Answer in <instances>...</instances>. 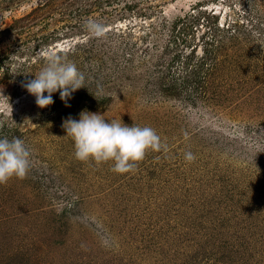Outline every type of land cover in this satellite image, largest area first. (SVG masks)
I'll return each instance as SVG.
<instances>
[{
    "label": "rangeland",
    "instance_id": "374dc122",
    "mask_svg": "<svg viewBox=\"0 0 264 264\" xmlns=\"http://www.w3.org/2000/svg\"><path fill=\"white\" fill-rule=\"evenodd\" d=\"M39 1L0 0V138H20L32 153L26 177L0 185V264H264V40L253 33L237 47L243 55L234 69L219 63L216 87L196 102L169 93L152 102L142 87L149 81L133 79L153 60L159 66L168 61L135 54L132 66H145L133 71L116 60L122 51L162 47L166 19L167 25L179 20L175 32L189 43L181 53L192 49L195 63L205 57L208 38L207 21H194L198 10L212 15L213 23L237 22L243 29L261 7L251 0L245 6L239 0H167L158 22L132 13L105 26L121 43L114 48L111 38L101 37L107 55H92L86 63L79 49L94 37L89 33L36 45L34 36L52 28L43 30L51 6ZM34 6L42 9L21 21ZM49 52L66 56L84 74L85 91H75L70 106L56 92L54 103L41 108L22 86ZM239 57L235 52L234 60ZM116 62L125 71L113 79ZM82 110L109 122L150 126L162 147L122 174L112 170L113 161L82 162L62 127ZM189 151L191 162L185 159Z\"/></svg>",
    "mask_w": 264,
    "mask_h": 264
},
{
    "label": "trees",
    "instance_id": "16d2710c",
    "mask_svg": "<svg viewBox=\"0 0 264 264\" xmlns=\"http://www.w3.org/2000/svg\"><path fill=\"white\" fill-rule=\"evenodd\" d=\"M75 1L82 4L83 2H88L89 6L84 8L74 7L73 2ZM167 0H42L39 2H43V4L47 6H51L49 9V13L43 20H45V30L47 27L52 26L51 30H49L47 33L43 32L41 35L34 36L33 41L36 42V45H45L47 43H51L52 41L58 39L59 37H63L64 35H80L85 34L88 32L84 28L85 21L87 20H97L99 22H102L105 26L110 25V23L115 24L116 21H120L121 19L127 18L132 13H137V16L140 17H147L151 18L154 17L160 20L161 17H164V11L162 12V6ZM240 2L243 1L242 5H247V2L249 0H239ZM104 2V3H103ZM254 3L255 6H259L261 8H257L254 13L253 17L249 21V27L240 29L238 26V23L235 22L234 24L230 25H219L216 21L213 23L210 21V16H205L202 14V11L198 10L197 15L194 16V21L197 22L200 19L206 20L205 22V32H203V35L206 36L205 44H203V53L205 57H199L198 60L195 61V63L192 62L193 60V50L191 49L190 53L185 54V56L182 55V49L184 45L189 46L188 42H185L186 35L182 34V31H176L177 24L179 20L170 22V24H166L165 20L163 19L161 22L163 23L162 32L161 34L166 39L162 47L152 46L151 52L144 51L139 52L132 50H128L127 52L122 51V53L118 56V51L115 50V55H117L118 58L116 60H120L121 62H125L127 65L126 67L130 66V69L136 70L142 66H145L143 63L138 66H135V68L132 66L134 65V55L137 54L140 59H143V56L147 55L149 58L151 56H155V58H160V60H166L168 62H165L162 65H158L161 61L157 63V61L153 60V63L151 62L149 66H146L143 71L140 73H137L133 76V79L137 77V75H140L146 79V81H149L151 84L149 87L142 86L148 95L150 93V100L157 101L158 97L160 96H167L165 93H169L173 95V97L180 98L181 100L187 101L192 100L193 102L199 101L203 95L207 91H209L210 88L216 87V73L219 69V63H227V65L232 67L234 69V66L236 62L240 61L239 59L242 58L241 55H243V50L236 49L237 47L242 46L244 42H248L250 40V37L253 33H256L259 35V38H262L264 40V0H251L252 4ZM200 6V4H198ZM253 5V4H252ZM93 7V8H92ZM41 7L34 6L31 8L29 12H25V15L23 18H21V21H28V19L32 13V11H40ZM244 11V10H243ZM204 12V11H203ZM164 14V15H163ZM214 14V12L212 13ZM244 14L247 18V13L244 11ZM25 19V20H23ZM30 19V18H29ZM42 20V21H43ZM246 20V19H245ZM41 22V21H40ZM27 23V22H25ZM34 23V22H33ZM61 24V25H60ZM37 23L31 27H35ZM60 25V26H59ZM250 29V30H249ZM115 31V30H114ZM109 32L105 30V35L103 37L110 39L109 45H113L114 48H116V43L118 40L115 38V33ZM50 32V33H49ZM152 33H156V29ZM181 34V36H180ZM121 35V34H119ZM156 35V34H155ZM114 36V37H113ZM121 37V36H120ZM101 37H93L88 39L85 43L81 42L79 53L81 56H84L86 58L87 62L89 63L90 58L92 55H102L106 54L108 50H104L105 47H108L107 45H104V43H100ZM163 38V39H164ZM162 40V39H161ZM254 40V39H252ZM251 40V42H252ZM147 41L149 39L147 38ZM105 42V41H104ZM155 42V41H154ZM26 43V42H25ZM121 43V41H120ZM206 46V47H205ZM250 46V45H249ZM253 46V43H252ZM254 47V46H253ZM78 48V47H76ZM120 49V48H119ZM118 49V50H119ZM158 50V54H153L152 52ZM77 52V50H74ZM233 51V52H232ZM239 52L240 57L238 60H234V53ZM142 54V55H139ZM164 57L163 59H161ZM151 59V58H150ZM124 60V61H123ZM229 60V61H228ZM152 61V59H151ZM192 63L194 65H192ZM95 65V64H90ZM88 66L89 70L94 69L93 66ZM121 64L116 62L115 71L112 72V78L115 79L118 77L119 72L123 70V68L120 66ZM173 65H179L177 69L178 71H174L173 73H169L170 68L173 67ZM237 65H240L237 64ZM132 66V67H131ZM166 66V68H165ZM172 66V67H171ZM99 67V66H98ZM125 67V66H124ZM125 67V68H126ZM224 68H227L226 66ZM167 70V71H166ZM24 69L22 70V72ZM125 69L123 70V72ZM21 72V71H20ZM121 75V74H120ZM119 75V76H120ZM125 76V75H124ZM128 76V75H126ZM212 78L209 81V85H204L202 82H207L208 77ZM128 78V77H126ZM252 77L250 76V79ZM238 81V79H237ZM240 84V82H239ZM147 85V84H146ZM153 85H157L158 90L151 89ZM139 87V86H138ZM140 87V88H142ZM150 88V89H147ZM81 91H85V88L82 87ZM153 93H156L155 95ZM158 93V95H157ZM218 94L220 95L219 91ZM222 95V94H221ZM148 99V100H149ZM59 104L62 103V101L59 99H56ZM58 104V105H59ZM118 184V183H117ZM123 185V184H122Z\"/></svg>",
    "mask_w": 264,
    "mask_h": 264
},
{
    "label": "clouds",
    "instance_id": "9594fccd",
    "mask_svg": "<svg viewBox=\"0 0 264 264\" xmlns=\"http://www.w3.org/2000/svg\"><path fill=\"white\" fill-rule=\"evenodd\" d=\"M84 28L94 37L105 35V25L97 20L85 21ZM22 86L35 97L36 104L47 107L54 103L53 93L59 92L60 99L66 106L72 94L85 87L84 74L76 64L66 56L49 52L46 63ZM46 93V94H45ZM62 127L67 136L74 142L75 158L96 164L113 161L112 170L116 173L134 171L136 163L142 161L146 153L159 151L161 140L150 126H128L123 122H109L100 113L82 110L79 119L69 117ZM31 151L20 138H0V185L6 184L11 178L24 179L30 171ZM185 159L191 162L195 159L192 152L185 154Z\"/></svg>",
    "mask_w": 264,
    "mask_h": 264
}]
</instances>
